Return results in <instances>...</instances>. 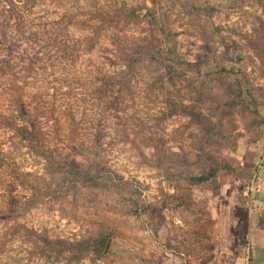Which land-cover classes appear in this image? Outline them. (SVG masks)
Wrapping results in <instances>:
<instances>
[{
    "label": "rangeland",
    "instance_id": "obj_1",
    "mask_svg": "<svg viewBox=\"0 0 264 264\" xmlns=\"http://www.w3.org/2000/svg\"><path fill=\"white\" fill-rule=\"evenodd\" d=\"M261 147L264 0H0V264H225Z\"/></svg>",
    "mask_w": 264,
    "mask_h": 264
},
{
    "label": "crops",
    "instance_id": "obj_2",
    "mask_svg": "<svg viewBox=\"0 0 264 264\" xmlns=\"http://www.w3.org/2000/svg\"><path fill=\"white\" fill-rule=\"evenodd\" d=\"M254 162L251 197L242 201L245 212L231 217L233 225L236 223L234 230L240 233L239 236L233 235L237 246L231 255L226 254L225 264H264V147L260 148ZM214 253L222 254L223 251L214 250Z\"/></svg>",
    "mask_w": 264,
    "mask_h": 264
}]
</instances>
